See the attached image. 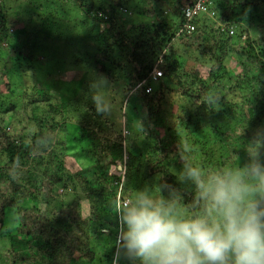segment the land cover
Masks as SVG:
<instances>
[{
    "label": "trees",
    "instance_id": "obj_1",
    "mask_svg": "<svg viewBox=\"0 0 264 264\" xmlns=\"http://www.w3.org/2000/svg\"><path fill=\"white\" fill-rule=\"evenodd\" d=\"M196 1L153 0L149 8L139 9L140 12L149 13L157 7L163 12V18L150 23L128 19L126 26L119 27L118 13H127L124 0H113L105 8H93L84 0H75L91 25L102 26L94 36L98 46L93 60L94 69L98 68L103 79L109 82L114 79L126 82L124 91L128 94V101L137 98L148 106L147 118L150 120L147 126L151 127H147L148 131L144 134L139 122H129L125 118L124 122H114V128H108V139H96L87 150L94 161L71 170L65 162L68 156L65 154L64 139L57 138L58 130H67L68 120L64 113L69 111L66 105L70 100L64 104L54 103L53 94L45 89L29 94L40 104L36 106L38 110L34 107L27 113L35 123L32 133L18 136L12 133L11 127L7 132V123L0 121V225L7 221L8 211H11L10 221L14 226L9 235V246L0 253V264H127L121 260L126 256L119 252L118 247V256L114 257L113 252L108 251L101 257L97 255L99 251L94 243L97 244L106 235L103 229L112 234L119 231L116 217L118 197L122 201L130 199L128 181L141 164L133 166V161L144 156L149 160L143 169L144 177L157 176L164 192L181 198L186 218L209 211L199 200L197 186L193 183L179 184L167 166L169 155L176 150V146H172L177 143L176 136H162L151 125H169L167 121L172 120L173 115L169 111L166 115L163 111L160 120L152 119L153 115L159 114L160 104L168 101L171 91L178 92L190 103L183 114L176 116V121L185 119L186 128L192 126L191 132L201 139L198 153L203 158L206 156L201 165L210 170L203 174L225 172L218 160L232 158L222 144L229 129L226 128L228 123L231 128H240L241 144L251 153V163L257 159L264 163V0H205L206 11L188 18L185 9L192 7ZM5 7L6 0H0V43L18 35L10 31ZM152 13L156 14L155 10ZM189 24L195 25L194 30H188ZM230 27H234L233 34L229 33ZM196 32L198 37L199 32L206 34L208 48L201 52L209 56L211 63L206 61L208 68L204 75L199 74L197 69H190L189 76L180 74L183 63L178 58V51L185 46L197 47L190 42ZM108 50L116 51L111 64L106 59ZM229 52L235 53L242 67L233 77L232 84L239 89L238 97L243 96V99L228 103L226 119L231 122H212L214 117L220 116L214 112V103L222 101L225 95L211 94V89L222 77L223 64ZM155 67L161 70V76L156 81H150V73ZM114 69L120 73L116 74ZM92 83L95 82H88L89 86ZM140 83H143L142 86L136 87ZM144 85H154L153 92L148 93ZM95 86L98 88V84L95 83ZM111 99L114 100V96ZM153 101L155 106L151 105ZM22 104L25 106L27 103L22 100ZM11 109L14 110L13 103L6 106V110ZM18 114L12 118L16 122L22 117L20 111ZM61 114L63 118H54L56 115L61 117ZM78 117L81 122L78 129L84 135L82 132L87 129L82 125L87 120L84 116ZM234 120L235 124L232 123ZM93 123L96 133L99 123ZM131 123H134L133 130ZM124 129L127 131L125 134ZM112 141L118 143L110 145ZM82 152L75 156L79 158ZM117 160L124 161L123 177L111 171V165ZM22 163L25 167L20 168ZM21 192L34 201H38L41 195L58 194L60 199L48 210L43 203H19ZM262 195L256 201L264 206V190Z\"/></svg>",
    "mask_w": 264,
    "mask_h": 264
},
{
    "label": "rangeland",
    "instance_id": "obj_2",
    "mask_svg": "<svg viewBox=\"0 0 264 264\" xmlns=\"http://www.w3.org/2000/svg\"><path fill=\"white\" fill-rule=\"evenodd\" d=\"M151 1L153 0H124L127 13H118L117 22L119 27L126 26L128 19L137 23H150L163 18V12L157 7L149 10V13L140 12L139 9L149 8ZM84 2L92 5L93 8H105L111 5L113 0H84ZM154 10L156 14L152 13ZM5 14L10 31L18 34L17 38L0 43V110L6 112L5 115L0 112V121L7 123L5 131L8 132L11 127L13 134L24 137L35 130V123L27 113L31 112L34 107L35 110H38L39 107L36 106H40V104L30 98L31 95L29 94H35V90L42 89L53 94L52 100L54 103L64 104V102H67L66 100H70L66 105L69 111L64 113L68 120L66 122L67 130H58L57 138L60 140L64 139L65 154L67 153L68 156L65 162L71 170H77L94 161L87 150L90 149L96 139H108V128L111 126L114 128V122H124L125 118L129 122L141 123L144 134L148 131L146 130L147 127H151L147 126V122L150 120L147 118L148 106L142 103L141 100L137 101V98L133 101L129 100V103L128 94L124 91L125 81L114 79L113 82H109L103 79L102 74L98 72V68L96 69L97 71L94 69L95 63L93 60L98 47L94 36L98 31H101L102 26L99 24L91 25V21L87 18L84 11L78 9L75 0H6ZM77 33L81 34L77 35ZM197 33L190 38V42H194V46H197L196 48L185 46L178 51L180 56L178 58L183 63L179 71L180 74L189 76L188 71L190 69H197L199 74L204 75L208 68L206 61L209 62L208 64L211 63L209 56L201 52V50L204 49L206 51V48H208L206 46V34L199 32L198 37ZM115 52L107 51V61L110 62L111 59H115ZM226 58L223 64L224 72L222 71V77L217 85L211 89V94H216L217 92L219 95H225H223L224 99L222 101L214 103V112L220 114V116L214 117L212 122H231V120L226 119V111L229 109L228 103L232 100L241 101L243 99V96L238 97L239 89L232 84L233 77L237 75L242 67L235 53L229 52ZM201 59L204 61H201ZM114 71L116 74L120 73L118 70L114 69ZM156 80L151 79L150 81ZM88 82L98 84L97 91L109 101L110 109L107 113H101L96 110L91 98L92 89ZM173 86H176V81L173 82ZM153 87L154 85H151V91ZM113 96L114 100L111 99ZM22 100L27 103L25 106L23 104L22 106L20 105ZM167 100L166 103L160 104V115H153L152 119L160 120L163 111L165 115L169 111L173 115L172 120L167 121L170 122L169 125L164 124L158 127L154 124L151 125L153 129L160 131L162 136L168 135L174 138L176 136L177 143L174 142V145H172L176 146V150L169 155L167 166L179 184L193 183L182 178L187 166H195L202 173L210 170L201 165L206 160V156L203 158L202 154L198 153L201 139L192 133L193 127L188 125L187 129L186 124L183 123L185 119L176 121V116L183 114L185 109L189 108L190 103L176 91L169 92ZM125 101H128V103L123 108ZM10 103L14 104V110H6V106H9ZM151 105L155 106L156 102L153 101ZM23 107L24 109H22ZM19 111L22 113V117L19 122H16L12 118ZM24 111L25 113H23ZM78 115L86 117L84 120H87L84 123L85 125H82V128L87 129L84 131L85 133L82 132L84 135H81V131L78 129L81 124ZM54 118L59 120L63 118V115L61 114V117L56 115ZM235 120L232 123L235 124ZM93 122L99 123V129L96 133L94 132L95 125ZM134 123L130 124L132 130ZM226 128L229 129L225 132L222 144L225 145L232 158L223 157L218 162L223 165L225 171L242 169L251 163V153L246 146L243 147L241 144L240 128H231L230 123L226 124ZM115 142L118 143L117 141H112L110 145ZM185 146L187 147L185 148ZM85 150V153L82 152ZM81 152L82 155L79 158L75 156V154H80ZM118 162L120 161L117 160L116 167ZM122 163L124 165V161ZM137 163H141L140 168L135 172L136 174L134 173L135 175L132 179L128 181L129 197H133L137 190L143 189L156 199H164L170 202L173 205V211L178 216L186 218L187 214L181 204V198L166 191L164 192L157 176L144 177L143 169L148 165L149 160L144 156L141 160L135 159L133 166ZM19 166L20 168L25 167V163ZM116 170L117 168L111 166L112 172L116 173ZM123 175L124 173L122 177ZM247 183L253 184L255 181L248 179ZM262 192L263 190L253 189L251 198L254 200L261 199L263 196ZM27 195L25 192H21L19 203L25 201L29 205L43 203L48 210H51L54 203H58L60 199L58 194L54 196L41 195L38 201H34L32 197ZM126 200L129 201V199ZM7 216V221L5 220L4 224L0 225V253L9 246V235L14 229L13 223L10 221L11 211H8ZM103 231L106 235L102 236L97 244L94 243L99 251L97 255L102 257L110 251L113 252L114 257L118 256L116 243L119 231L116 234L109 233L106 229H103ZM119 252L123 251L119 249ZM121 260L127 264L131 262L125 257L121 258Z\"/></svg>",
    "mask_w": 264,
    "mask_h": 264
},
{
    "label": "clouds",
    "instance_id": "obj_3",
    "mask_svg": "<svg viewBox=\"0 0 264 264\" xmlns=\"http://www.w3.org/2000/svg\"><path fill=\"white\" fill-rule=\"evenodd\" d=\"M91 89L96 110L107 113L109 101L95 83ZM182 178L197 186L208 212L180 217L143 189L116 205L117 246L131 264H264V206L251 198L264 190V163L209 175L187 166Z\"/></svg>",
    "mask_w": 264,
    "mask_h": 264
},
{
    "label": "built area",
    "instance_id": "obj_4",
    "mask_svg": "<svg viewBox=\"0 0 264 264\" xmlns=\"http://www.w3.org/2000/svg\"><path fill=\"white\" fill-rule=\"evenodd\" d=\"M204 1H205V0H197V1L193 4L192 7H187V8L185 9V14H186V16H187L188 18H192L193 16H197V15H199L200 13L205 12V11H206V6L203 4ZM187 28H188L189 31H192V30H194L195 25H193V24H189V25L187 26ZM233 31H234V30H233V27H230V28H229V33H230V34H233ZM161 73H162L161 70L158 69L157 67H155L154 69H152V71H151V73H150V78L153 79V80H156L157 78H159V77L161 76ZM142 84H143V83L137 84L136 87H141ZM145 84H146V83H145ZM144 86H145V88L147 89L148 92L151 91V87H150V86H148V85H144ZM123 133L125 134V133H127V131L124 129V130H123ZM112 166H114L115 168H117V170H116V174H117L118 176H121V175L124 173V165H123V163L118 162V163H117V167H116V164H113ZM123 202H124V203H127L128 201H127V200L122 201V200H120L119 197H118L117 205L120 204V203H123Z\"/></svg>",
    "mask_w": 264,
    "mask_h": 264
}]
</instances>
